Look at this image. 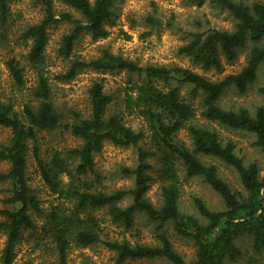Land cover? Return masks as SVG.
<instances>
[{"label":"trees","instance_id":"trees-1","mask_svg":"<svg viewBox=\"0 0 264 264\" xmlns=\"http://www.w3.org/2000/svg\"><path fill=\"white\" fill-rule=\"evenodd\" d=\"M41 6L43 16L27 26L21 36L31 39L26 54L28 70L33 82L26 86L28 78L25 67L14 58L5 61L10 85L16 92L28 88L30 100L19 111L12 99H0V125L10 130L8 143H0V160L9 163V168L0 173V181H9L11 194L3 200L10 205L0 209L3 219L0 230L5 232V245L1 252V264H12L14 247L21 231L33 228L29 211L40 213V201L28 184L26 176L29 145H33L34 160L44 184L52 193L73 203L71 209H53L41 226L36 245L54 256V260L34 262L26 259L20 264H68V255L73 249L91 248L97 244L112 254L114 264H128L137 259L164 258L172 264H227L241 254L237 241L247 237L255 254L264 251V172L257 162L245 163L236 153V144L223 139L212 123L232 131L254 134L253 145L264 153V106L250 113L246 108L225 109L219 104L224 92L234 87L244 93L257 76L259 65L264 62V3L247 0H186L202 4L207 1L234 20L232 29L208 28L202 32H190L188 41L177 48L179 55L188 57L204 70L223 71L222 57L232 62L237 58V49L251 43L246 64L235 73L225 74L211 80L189 68L176 65L140 66L136 62L115 55L107 49L97 57L85 59L73 56L72 50L80 36L87 32L92 38L107 34L105 23L112 16L115 0H59L80 15L76 18L70 11L56 13L53 0H34ZM8 0H0V21L8 18ZM65 22L71 26L62 35L57 55L67 62L57 72L47 69L44 51L48 43L49 29ZM84 69L97 71H121L136 73L145 79L125 88L123 98L107 93L101 81L94 80L88 87L89 112L58 109L54 104L56 84H67ZM161 80L166 89L153 84ZM175 83V85H171ZM188 85L191 93L201 94L199 116L205 122L196 121L197 110L181 96L180 87ZM264 99V85L258 88ZM118 106L112 110L113 106ZM125 115L139 116L145 120L150 132L152 146L144 147L145 132L134 130L124 121ZM63 129L81 139L77 147L55 150L49 161L40 158L36 146L39 131ZM184 129L190 140L187 146L178 138ZM105 142L117 146L137 148V162L121 171L133 178L129 188L105 193L94 188V182L86 178L92 170L94 155ZM199 155L219 159L231 167L238 176L241 190L223 180L214 164L204 163ZM159 156V195L161 203L155 206L147 197L153 177L150 174L149 158ZM177 162L186 177H198L221 198L224 208L212 210L199 197L192 202L198 214L194 216L179 208V176ZM130 198L122 207L120 203ZM105 209L111 221L128 231L134 216L142 214L155 223L158 243L155 245L131 243L102 238L106 234L103 220L94 211ZM171 224L176 234L188 238L195 247L194 259L186 262L162 232ZM82 264L90 259L83 256Z\"/></svg>","mask_w":264,"mask_h":264},{"label":"rangeland","instance_id":"rangeland-1","mask_svg":"<svg viewBox=\"0 0 264 264\" xmlns=\"http://www.w3.org/2000/svg\"><path fill=\"white\" fill-rule=\"evenodd\" d=\"M92 1V0H90ZM255 1L264 3V0H247V4ZM56 13L70 11L76 18L80 15L59 0H53ZM8 18L0 21V99H12L15 110L19 111L25 101L30 100L28 88L16 92L10 85V77L5 66V61L16 58L25 67L28 83L33 82V74L28 70L26 54L31 46V39L21 36L23 30L34 23H37L43 16L41 6L34 0H8ZM234 20L227 12L220 10L209 2L202 4L189 3L186 0H115L112 7V16L105 23L107 34L105 37L94 39L87 32L83 33L75 42L72 50L73 56H81L85 59L97 57L102 50L107 49L115 55L136 62L140 66L153 65H176L189 68L211 80L220 79L225 74L239 71L248 58L251 46L247 42L237 49V58L228 62L222 57L223 71L204 70L199 64L192 62L188 57L179 55L177 48L188 41L190 32H202L208 28L232 29ZM71 26L65 22L52 26L49 29L48 43L44 56L47 69L51 72L62 70L67 62L57 55L62 35L70 30ZM94 80L101 81L103 89L107 93L118 95L117 101L123 98L125 88L132 83H141L145 79L136 73L121 71H97L84 69L67 84L57 83L55 106L65 112L73 109L80 111L83 115L89 112L88 87ZM153 84L166 89L165 83L159 79L153 80ZM175 85V83H171ZM264 85V62L257 70V76L252 85L244 92H238L234 87L227 89L219 100V104L225 109L246 108L254 113L257 107L264 106V99L258 92V88ZM191 87L182 85L180 94L187 102H190L197 110L196 121L205 122L199 116L201 94H192ZM118 106H113L117 108ZM124 121L134 130L142 129L146 138L142 146H152L150 132L145 120L139 116L125 115ZM211 127L218 130L223 139H230L235 142L236 153L245 163L257 162L261 174L264 172V153L253 145L254 134L246 131H232L218 124L212 123ZM178 138L187 146L190 140L187 132L182 129ZM10 130L0 125V143H8ZM81 139L73 136L63 129L51 131H39L37 133L36 146L40 158L49 161L55 150H65L77 147ZM33 145H29L27 154L26 176L28 184L40 201L41 212L29 211L34 222L33 228L23 229L20 238L15 244V258L12 264H20L26 259H33L34 262L42 260H54V256L42 251L36 245L40 236L41 226L47 220V214L53 209H71L73 203L52 193L44 184L34 160ZM199 158L207 164H214L217 167L219 176L232 187L240 189L241 185L234 170L217 158L199 155ZM137 162V148L135 146L122 147L105 142L100 152L94 155L92 170L86 175L87 179L94 182L96 190L110 193L118 189L129 188L133 185V178L122 173V167H133ZM151 164L150 174L153 177L150 189L146 197L155 205L159 206L161 198L159 195L160 180L158 178L161 165L160 157L149 158ZM177 173L179 176V208L182 212L198 217L194 208L192 198L199 197L212 210L224 208L219 195L198 177H186L180 163L177 162ZM9 168V163L0 160V173ZM12 185L9 181H0V209L10 207L3 203V200L11 194ZM130 203V198L124 199L122 207ZM94 215L103 220L106 234L102 238L112 240L128 239L131 243L139 242L155 245L158 243L154 222L148 220L140 213L135 214L133 225L130 230L123 231L117 223L111 221L105 209L95 210ZM3 217L0 215V221ZM162 232L166 234L174 249L180 253L186 262L194 259L195 247L191 240L178 235L171 224H166ZM6 234L0 230V264L1 252L5 245ZM241 248L240 256L227 264H264V251L255 254L251 248L250 240L247 237L239 238L237 241ZM83 256L90 259L89 264H114L112 254L103 245L97 244L91 248L73 249L68 255V264H82ZM128 264H172L164 258L137 259Z\"/></svg>","mask_w":264,"mask_h":264}]
</instances>
